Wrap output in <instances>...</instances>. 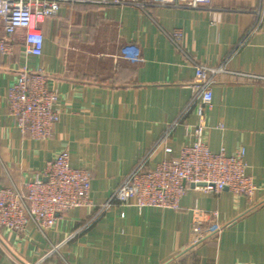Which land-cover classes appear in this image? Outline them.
<instances>
[{
    "label": "crops",
    "instance_id": "crops-1",
    "mask_svg": "<svg viewBox=\"0 0 264 264\" xmlns=\"http://www.w3.org/2000/svg\"><path fill=\"white\" fill-rule=\"evenodd\" d=\"M121 1H64L41 26V57L24 58L21 30L12 55L0 57V188L25 191L67 150L72 167L92 174L93 205L58 216L46 233L33 222L24 233L0 229V264H264V85L229 73L264 76V0H212L209 10ZM176 32L190 57L228 71L212 87L205 140L215 154L244 149L262 190L249 201L191 187L178 209L114 201L100 211L138 162L154 170L176 159L199 123L197 104L184 113L195 71L171 41ZM24 63L43 69L59 94L47 141L23 135L10 115L7 94ZM199 223L206 236L194 244Z\"/></svg>",
    "mask_w": 264,
    "mask_h": 264
},
{
    "label": "built area",
    "instance_id": "built-area-1",
    "mask_svg": "<svg viewBox=\"0 0 264 264\" xmlns=\"http://www.w3.org/2000/svg\"><path fill=\"white\" fill-rule=\"evenodd\" d=\"M68 0H0V57L13 53L12 40L16 33L24 31V58H39L43 55L44 33L42 24L56 16L61 3ZM92 4H122L121 0H78ZM212 0H146L139 5L165 8H188L209 10ZM171 41L182 52L195 71L192 85L193 97L186 106L187 113L197 104L199 123L189 142L182 146L176 159L165 160L154 170L145 167L141 160L125 176L113 191L108 203L100 211L116 201L122 206H134L139 211L148 208L178 209L181 198L194 185L203 192L230 190L236 196L253 201L262 187L247 174L245 150L231 155L224 150L212 153L206 143L207 111L213 105L212 87L218 76L228 73L224 64L207 66L190 57L179 45L181 34L174 33ZM242 44V43H241ZM124 58L138 63L136 53L127 52ZM246 82L264 85V76L235 74ZM10 115L23 135L35 141H47L53 136L60 118L57 109L59 94L48 87L43 69H32L27 63L17 71V78L7 94ZM169 135L166 134V136ZM70 153L61 151L46 166L43 174H37L26 190L0 188V229L24 233L33 222L41 232L50 231L58 216L75 208L93 207L90 199L92 174L89 170L74 168ZM194 244L206 236L202 224L193 230Z\"/></svg>",
    "mask_w": 264,
    "mask_h": 264
},
{
    "label": "water",
    "instance_id": "water-1",
    "mask_svg": "<svg viewBox=\"0 0 264 264\" xmlns=\"http://www.w3.org/2000/svg\"><path fill=\"white\" fill-rule=\"evenodd\" d=\"M192 188H194L195 186L194 185H191Z\"/></svg>",
    "mask_w": 264,
    "mask_h": 264
}]
</instances>
